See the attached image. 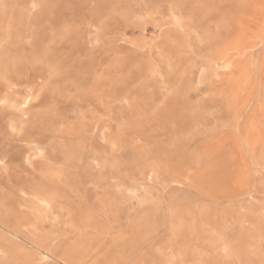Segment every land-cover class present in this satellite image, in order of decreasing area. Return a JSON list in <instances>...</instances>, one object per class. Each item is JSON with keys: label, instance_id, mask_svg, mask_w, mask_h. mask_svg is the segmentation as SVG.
I'll return each mask as SVG.
<instances>
[{"label": "rangeland", "instance_id": "1", "mask_svg": "<svg viewBox=\"0 0 264 264\" xmlns=\"http://www.w3.org/2000/svg\"><path fill=\"white\" fill-rule=\"evenodd\" d=\"M0 264H264V0H0Z\"/></svg>", "mask_w": 264, "mask_h": 264}]
</instances>
